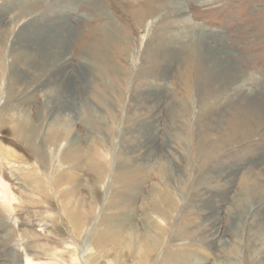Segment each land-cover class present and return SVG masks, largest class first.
Listing matches in <instances>:
<instances>
[{"label":"rangeland","instance_id":"obj_1","mask_svg":"<svg viewBox=\"0 0 264 264\" xmlns=\"http://www.w3.org/2000/svg\"><path fill=\"white\" fill-rule=\"evenodd\" d=\"M181 4L0 0V264H264V0Z\"/></svg>","mask_w":264,"mask_h":264},{"label":"bare ground","instance_id":"obj_2","mask_svg":"<svg viewBox=\"0 0 264 264\" xmlns=\"http://www.w3.org/2000/svg\"><path fill=\"white\" fill-rule=\"evenodd\" d=\"M170 0H168V4L170 5L169 7H171V9L170 10H177L178 9V12H177V17L179 18H185V12H184V9H183V5L181 4L182 3V0H174L173 2L171 1V2H169ZM173 13V12H172ZM185 19H182V21H184ZM61 25V24H60ZM206 54L207 55H209V52H206ZM210 56H211V54H210ZM214 56V55H213ZM207 57V56H206ZM210 61V60H209ZM213 61V60H212ZM211 61V62H212ZM216 65V64H215ZM224 68V67H223ZM213 70H214V68H213ZM60 182V181H59ZM68 215V214H67ZM72 219H76V218H72ZM72 221H74V220H72ZM75 222V221H74ZM72 223V222H71ZM72 225H73V231L74 232H78L80 229H81V226L80 227H78V226H76V225H74L73 223H72Z\"/></svg>","mask_w":264,"mask_h":264}]
</instances>
